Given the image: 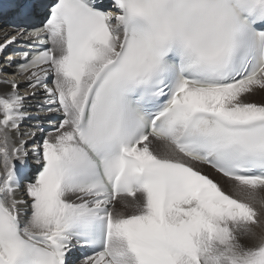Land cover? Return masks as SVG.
I'll list each match as a JSON object with an SVG mask.
<instances>
[{
	"label": "snow or ice",
	"instance_id": "6c2138e0",
	"mask_svg": "<svg viewBox=\"0 0 264 264\" xmlns=\"http://www.w3.org/2000/svg\"><path fill=\"white\" fill-rule=\"evenodd\" d=\"M5 2L0 264H264V0Z\"/></svg>",
	"mask_w": 264,
	"mask_h": 264
},
{
	"label": "bare ground",
	"instance_id": "6f19581e",
	"mask_svg": "<svg viewBox=\"0 0 264 264\" xmlns=\"http://www.w3.org/2000/svg\"><path fill=\"white\" fill-rule=\"evenodd\" d=\"M0 27H5V26H3L2 24H0ZM261 98H262V95L259 92L255 96L251 97V99L256 100V101H259ZM203 169H204L205 172L209 171L206 167H203Z\"/></svg>",
	"mask_w": 264,
	"mask_h": 264
},
{
	"label": "rangeland",
	"instance_id": "374dc122",
	"mask_svg": "<svg viewBox=\"0 0 264 264\" xmlns=\"http://www.w3.org/2000/svg\"><path fill=\"white\" fill-rule=\"evenodd\" d=\"M261 231V229H257V232H260Z\"/></svg>",
	"mask_w": 264,
	"mask_h": 264
}]
</instances>
